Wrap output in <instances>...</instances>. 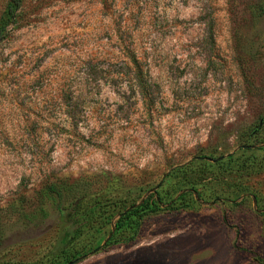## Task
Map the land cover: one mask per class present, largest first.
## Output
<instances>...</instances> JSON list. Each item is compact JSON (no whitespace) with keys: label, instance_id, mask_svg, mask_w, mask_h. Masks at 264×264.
Returning a JSON list of instances; mask_svg holds the SVG:
<instances>
[{"label":"rangeland","instance_id":"obj_1","mask_svg":"<svg viewBox=\"0 0 264 264\" xmlns=\"http://www.w3.org/2000/svg\"><path fill=\"white\" fill-rule=\"evenodd\" d=\"M10 28L0 264H264V0H23ZM63 178L117 212L69 261L57 202H20Z\"/></svg>","mask_w":264,"mask_h":264},{"label":"trees","instance_id":"obj_2","mask_svg":"<svg viewBox=\"0 0 264 264\" xmlns=\"http://www.w3.org/2000/svg\"><path fill=\"white\" fill-rule=\"evenodd\" d=\"M22 3L23 0H5L4 8L0 14V43L8 36L11 30L10 27L18 22ZM128 54L134 61L133 69L140 72L141 66L136 60L134 52L128 50ZM68 182V178H63L56 183L47 184L43 192H37L38 196H36V192H32L31 194L25 192L20 197V202L25 206L37 204L40 201L41 195L52 198L57 202L59 214L55 219V225L58 228L59 239L56 246L60 247L62 257L67 261L72 259L73 256V258L77 256V254L75 255L71 251L74 250V244L77 243L78 239L82 237L84 240L88 236V231L95 224H98L100 227L105 224L110 225L111 218L117 213L113 211L115 204H106L102 195L94 199L89 198V202L84 201L83 203L82 196L76 194L75 183ZM68 197H72L74 202L69 205V209H66L64 205L61 206V201H64ZM158 199L159 201L161 199L158 197V193L149 194L139 205L132 207L126 213L120 215L114 222L115 229L111 238L115 235L116 231L125 225H128L133 230L136 229L145 215L155 212L160 208ZM129 206H132V204ZM0 210H6V207ZM99 247L93 240L88 239L82 245V253L80 252V254L84 256L91 251L98 250Z\"/></svg>","mask_w":264,"mask_h":264}]
</instances>
